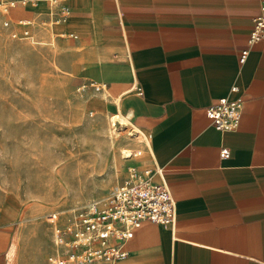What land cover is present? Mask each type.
Here are the masks:
<instances>
[{
  "label": "crops",
  "instance_id": "obj_1",
  "mask_svg": "<svg viewBox=\"0 0 264 264\" xmlns=\"http://www.w3.org/2000/svg\"><path fill=\"white\" fill-rule=\"evenodd\" d=\"M66 3L63 22L47 0L19 4L18 19L51 21L73 40L84 84L101 85L89 102L134 126L138 166L155 182L163 174L177 204L174 226L145 220L113 264H264V39L249 41L259 1ZM223 96L244 100L235 130L208 114ZM3 215L0 251L17 212Z\"/></svg>",
  "mask_w": 264,
  "mask_h": 264
},
{
  "label": "rangeland",
  "instance_id": "obj_2",
  "mask_svg": "<svg viewBox=\"0 0 264 264\" xmlns=\"http://www.w3.org/2000/svg\"><path fill=\"white\" fill-rule=\"evenodd\" d=\"M19 6L0 10V211L4 219L17 212L0 264H49L56 245L48 213L63 218L106 198L129 166L140 168L135 152L143 148L132 124L112 125L111 114L89 102L92 84L79 89L88 79L68 35L34 17L33 38L12 35L22 30Z\"/></svg>",
  "mask_w": 264,
  "mask_h": 264
},
{
  "label": "built area",
  "instance_id": "obj_3",
  "mask_svg": "<svg viewBox=\"0 0 264 264\" xmlns=\"http://www.w3.org/2000/svg\"><path fill=\"white\" fill-rule=\"evenodd\" d=\"M39 0H0V10L6 14L10 8L19 4L37 3ZM51 6V20L65 21L70 14L66 0H47ZM259 1V13L253 20L249 41L254 43L264 39V0ZM19 32L12 31L14 37L33 38L32 19L20 18ZM5 24H10L6 18ZM248 49L241 53L244 61ZM96 90L101 85L92 82ZM88 84L79 86L85 90ZM238 89L237 86L233 87ZM243 98L221 97L211 103L208 114L220 130H235L239 127L243 113ZM229 148L222 150L224 157L229 156ZM142 154V149L135 152ZM160 173L162 168L159 169ZM150 168L129 166L126 179L106 198L92 199L71 207L62 218L57 211L48 213L53 225L56 251L48 256L49 264H113L116 259L126 256V243L145 220L174 226L177 220V204L171 187L162 175L161 182H155Z\"/></svg>",
  "mask_w": 264,
  "mask_h": 264
},
{
  "label": "bare ground",
  "instance_id": "obj_4",
  "mask_svg": "<svg viewBox=\"0 0 264 264\" xmlns=\"http://www.w3.org/2000/svg\"><path fill=\"white\" fill-rule=\"evenodd\" d=\"M110 121H111L112 125H114V126H116L117 124L128 123V121L125 119V117H122L119 114L110 115ZM133 135L137 136L136 133H134ZM123 153L125 154V156H130L132 154V150L130 148H124Z\"/></svg>",
  "mask_w": 264,
  "mask_h": 264
}]
</instances>
